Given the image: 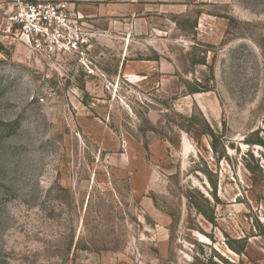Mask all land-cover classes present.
<instances>
[{"label":"rangeland","instance_id":"rangeland-1","mask_svg":"<svg viewBox=\"0 0 264 264\" xmlns=\"http://www.w3.org/2000/svg\"><path fill=\"white\" fill-rule=\"evenodd\" d=\"M110 2L0 1V264H264V0Z\"/></svg>","mask_w":264,"mask_h":264},{"label":"built area","instance_id":"built-area-1","mask_svg":"<svg viewBox=\"0 0 264 264\" xmlns=\"http://www.w3.org/2000/svg\"><path fill=\"white\" fill-rule=\"evenodd\" d=\"M16 6L15 24L29 43L41 47L48 39L58 40L62 26H68L70 8L62 1L12 0ZM67 8V9H66ZM75 18H81L73 11ZM74 20V19H73ZM61 43V42H60Z\"/></svg>","mask_w":264,"mask_h":264},{"label":"crops","instance_id":"crops-1","mask_svg":"<svg viewBox=\"0 0 264 264\" xmlns=\"http://www.w3.org/2000/svg\"><path fill=\"white\" fill-rule=\"evenodd\" d=\"M1 2L5 1H12V0H0ZM31 1H47V0H31ZM52 1H62L66 3L69 7L73 8L74 12L79 15V17L83 18H90L95 16H102L106 12L105 2L106 0H52ZM123 1H129L133 3V7L137 8L139 4L142 3L143 5H152L155 2L160 3H168V2H178V1H184V0H111L110 5L116 12L121 11ZM114 12V14H115Z\"/></svg>","mask_w":264,"mask_h":264},{"label":"trees","instance_id":"trees-1","mask_svg":"<svg viewBox=\"0 0 264 264\" xmlns=\"http://www.w3.org/2000/svg\"><path fill=\"white\" fill-rule=\"evenodd\" d=\"M259 227H262V225L259 223ZM261 230H263V232H264V229L262 228ZM243 250H244V248L243 247H241L240 249H238L237 251L238 252H243Z\"/></svg>","mask_w":264,"mask_h":264}]
</instances>
